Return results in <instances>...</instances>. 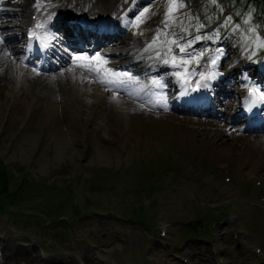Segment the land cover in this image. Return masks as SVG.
<instances>
[{"label": "rangeland", "instance_id": "374dc122", "mask_svg": "<svg viewBox=\"0 0 264 264\" xmlns=\"http://www.w3.org/2000/svg\"><path fill=\"white\" fill-rule=\"evenodd\" d=\"M80 1L84 4L86 0ZM136 1L122 0V4L134 19L132 23L123 21V29L125 42L131 34H137L138 42L130 51L139 49L143 51L141 57H148L147 62L142 65L148 71L146 74L143 75L145 72H141L137 66L127 69L121 66L123 64L115 63L113 58L102 54L99 55L101 59L96 65L99 75L95 81L89 73L88 79L78 69L72 71L67 65L63 69L50 71V68H37L34 64L24 63L29 71L41 75L36 85L32 86L27 85L29 79L26 81V78L31 77H19L13 82L11 76H8V91L5 90L0 95V159L15 175H23V167H26L29 177L42 183L40 187H52L40 192V196L26 201V205L39 207L44 204L49 208V203H55L53 210L61 207L63 215L75 220L73 202L79 203L84 209L86 199L90 196L89 198L94 199L97 204L99 200L102 202L100 208L104 215L95 213L94 217L81 216L73 226L76 231L70 233L71 235L65 230L55 228H46L43 233L36 232L33 225L19 229L11 217L1 216L0 264H5L3 253L16 255L17 264H26L25 258L29 260L28 264H36L37 260L43 259L49 260L47 264H80V258L84 259L86 264H110V258L119 260L121 264H136L138 261L140 264H167L168 256L173 250L188 256L194 262L202 261L205 264H220L221 261L232 264H263L264 260L256 257L252 250L245 252V249H240L245 253L238 252L237 247H247L241 239L234 240L231 232H237L242 220L248 219L243 222V226H246L250 233L251 238L248 237V240L252 239L251 244L262 245L264 248V189L259 190V195L250 196V187L253 191L254 186L246 179L253 182L263 180L264 167L253 168L238 162L237 157L244 150L238 142L233 145L234 148L225 150L228 154L222 160L224 145L221 144V139L215 138L219 136L213 125L177 123L165 116H156L161 110L155 106V99L159 93L156 92L166 86L167 77L170 78L171 89L177 91L173 94H178L174 102L183 97L182 90H177L173 85L178 84L176 80L189 71L192 64L204 63L205 66L210 61H215L216 69L225 72L233 60L242 57L244 72L240 76V73L237 74L233 87L231 85L230 88H225L228 96L219 100L223 97L221 94H218L219 98L213 93L210 95L212 108L214 109V104L219 108L214 109L216 112L227 110L226 99H231L233 92L239 89L245 91L247 84H257L260 81L257 77L260 74L257 72L261 69L256 63L260 62L264 70V55L260 56L258 53L249 58V53L252 38L257 36V29L264 19L256 17L252 8L241 19L236 15L233 18L235 23L227 17L225 22L219 25L223 26L218 32L213 33L214 25L221 23V17L224 14L232 16V13L221 14L217 11L218 4L211 0H145L137 4ZM2 2L5 0H0V3ZM88 4L81 12L88 11ZM114 8L115 4L111 10ZM141 13H144L142 17ZM4 14V28L8 24H13L16 28V23L20 26L21 20L25 19L22 15L12 18L7 16V12ZM169 15L171 18L166 19ZM224 17L222 18L225 19ZM165 23L169 25L167 28L164 27ZM226 30L229 31L228 34ZM157 32L166 35L157 39ZM176 32L178 34H175ZM196 32L201 33V39L191 43L187 53L176 56L175 44L170 41L176 39L184 46L186 42L197 37ZM186 34L190 37H183ZM16 45L21 49L23 42ZM1 47L3 45H0V68L14 60V67L17 69L16 65L22 64L24 54L18 52L11 58L9 52L3 53ZM121 47L122 45L110 50H119ZM258 51H264V47L258 48ZM68 52L72 60L84 55L79 53L76 57L75 52ZM1 54L7 58H3ZM129 56L132 54L129 53ZM165 57L179 58L187 63L180 70L181 73L167 71L161 78L148 80L154 71L149 67L155 65V69L160 70L168 64L165 59L161 60ZM48 73L55 75L46 79ZM235 74L236 72L233 73ZM187 76L188 74H184V78ZM260 84L264 85V82ZM215 86L216 89L221 84L216 83ZM47 90L49 94H46ZM24 96H28V111L22 113L20 101ZM237 96L239 98L241 95ZM45 100L50 101L49 105L47 102L43 105ZM167 100L164 96L163 103H167ZM63 102L68 103L72 113L76 111V120L64 122ZM50 106H57V110L59 106L58 117H52ZM151 108H155V111L149 110ZM79 109L89 112L90 117L86 122L80 118ZM172 111L184 115L176 109ZM172 111L166 109L163 113L172 114ZM231 114L235 113L232 111L228 116L231 117ZM185 116L194 117H180L187 118ZM204 118H207L208 122L217 121L225 125L220 118ZM138 121H142L146 129L138 126ZM240 126L234 122L231 129L244 135ZM222 137L232 147V139L226 134H222ZM79 151L83 154L82 159L76 155ZM245 151L250 154L249 159L254 160L261 155L260 151L264 152V148L246 145ZM225 169L231 170L229 176L232 178L237 174L234 183H224ZM159 174L163 176L160 177ZM216 174L220 176L216 177ZM183 177L187 178L186 183H180ZM96 181L102 186L90 195V186ZM67 182L76 187V198H72L67 190H64ZM151 183L152 190L157 193L147 199L151 195ZM11 187L16 188L17 185L12 184ZM232 193L235 196L230 198ZM48 194L49 196H46ZM154 198L157 204L155 207ZM143 202L146 203L145 211L148 212L147 221L152 218L158 222V219L162 218L161 220L169 224L170 239L166 246L158 242V233L153 235L145 222L135 220L129 215L131 211L128 210L132 209V206ZM224 203L228 204V214L239 212L241 219L232 227L227 221L228 214L220 217V222H216L214 226L218 234L213 236L214 220L207 217L202 231L207 238L213 236V241L194 236L198 233L193 235L190 231L180 228V225L189 221L193 223L198 217L207 215L208 208L214 209ZM114 210L121 216H117L118 220L106 215H112ZM50 213L54 215V212ZM151 227L155 229L156 226ZM144 235L150 236L148 249L144 245L147 242ZM55 239H63L65 242L62 245ZM120 248H123V251ZM33 254L36 259L32 257ZM89 254L91 259L87 260L85 257ZM120 259L127 260L128 263L121 262Z\"/></svg>", "mask_w": 264, "mask_h": 264}, {"label": "bare ground", "instance_id": "6f19581e", "mask_svg": "<svg viewBox=\"0 0 264 264\" xmlns=\"http://www.w3.org/2000/svg\"><path fill=\"white\" fill-rule=\"evenodd\" d=\"M53 1V0H52ZM55 3L52 4L53 5V12L54 14H58L59 16L61 15V12H66L68 10H71V6L69 1L70 0H54ZM90 1V0H88ZM87 1V2H88ZM117 1H121V0H94V2H96L98 5L97 7H95V11H98L99 15L101 16H106L110 13L111 8L114 6V4L116 5ZM30 3H28L25 0H5V4H1L0 9V18H3L4 13L6 12H11L13 13V17L15 16H21L24 15V8H28ZM11 8V9H10ZM74 11L76 10L75 8L73 9ZM9 13V14H11ZM7 14V15H9ZM30 18V17H29ZM21 36V33L15 29L11 27L9 28H2L1 24H0V45H3V49L4 52L7 53L9 52L11 58L12 55L14 54H18L19 49L18 48H12L10 50H7V48L5 47V45H8L12 42V40L14 39H18ZM118 41V44H122L123 40H122V35L119 36V39L116 40ZM109 54L114 58V61L117 63H120V61L124 58V56H126V53L124 52V50H113V51H109ZM62 62H65V64H68V59L66 57H62L61 58ZM14 60L12 63L7 64L5 66H3V68H0V95L3 94L2 92H4L5 90L8 91V83H6V80H8V76L10 75L12 78V81L15 82L17 79H19V77H25L26 75H24L25 72V66L22 65L21 63H19L18 65H16V68L14 67ZM70 62V61H69ZM85 61L83 59H80L77 63H76V67H73V69H70L72 71H74V68H77L80 70V72L82 74H84V72L87 71V67L84 64ZM71 64V63H70ZM243 64H244V60L242 57L235 59L234 61L231 62L230 66L228 67L229 72L227 74H219L217 75V79L220 78H226L229 80V76H230V72L237 70V72H239L242 68H243ZM15 70H17L15 72ZM16 73V74H14ZM30 75H33V73L29 72ZM50 74L46 75L45 77H50ZM5 81V82H4ZM39 81V77L34 74L31 78V86L32 85H36V83ZM236 83V77H232L230 84L234 85ZM15 84V83H14ZM222 89V88H221ZM48 91V90H47ZM43 92V91H42ZM128 94V92H127ZM165 97H169V94H164ZM237 94H233L232 95V99L227 100V106L228 109L230 111H235L237 110V108L240 106V104H244L245 107L247 106L246 103L238 102L237 99ZM27 103H28V96H24L22 97V101H20V104H22V113H25L26 110L28 111V107H27ZM64 104V122H72L75 119V116L77 117V113L74 110V113L71 112V108L68 105L67 102H63ZM44 105V103H43ZM51 105V104H50ZM166 106V107H165ZM175 107V105H173V108ZM163 110L168 109V105L166 103H164L162 105ZM42 109V107H41ZM163 110L160 114H155L156 116L159 117H166L168 120H172L174 122L177 123H188V124H199L200 126H202L203 124H207L208 126H212L215 127V131L217 133V136L219 137H215L217 139H221L222 141V145H224V147L222 148V152H221V159H225L226 155L228 153H225V150L228 148H234L233 145L237 142L241 144V146H243L244 150L241 151V153L238 155L237 157V161L240 163H244V164H248L249 166H252L253 168H260V167H264V152L260 151V154L258 156V158L251 160L249 159V155L246 151H245V147L246 145L248 147H255L258 149H263L264 148V136H253V135H249V134H240L238 130L236 131H232V127L228 126L229 124L227 123L228 121H231L233 118L231 117H227L226 115H222L220 117H222V119H224L227 123V125H221V123H214L213 121L208 122V119H203L201 117V119L195 120V118L192 119H184L181 118L175 114H169V113H163ZM63 111V110H62ZM60 110H59V106H58V110H57V106H50V114L52 115V117L56 116L58 117ZM81 113V115H80ZM207 113L210 114L212 117L217 116L216 113L214 112V110L212 109H208ZM75 114V115H74ZM78 114L80 115V118H82V120H85V122L87 121V119L90 117L88 116L89 112L84 109L83 111L81 109L78 110ZM230 129V130H229ZM107 134V131H106ZM222 134H226L228 135V137H230L233 141V143L231 144L232 147L229 145V143L227 141H225L224 137H222ZM74 135H77L76 133H74ZM240 146V145H239ZM251 152V150H250ZM231 153V152H230ZM103 154V153H102ZM78 156L79 159L83 158V154L79 151L76 154ZM78 161H77V165H78ZM263 177H264V172H263ZM264 182V179H263ZM4 259L6 260V262H9L11 264H13V262H16L18 257L16 255L13 254H5ZM32 257L34 259H36L35 255H32ZM87 260L91 259V254H89L88 256L85 257ZM73 261V258H72ZM46 262V261H45ZM45 262H43L42 260H37L36 264H44ZM28 264V263H27ZM47 264V262L45 263ZM202 264V263H201Z\"/></svg>", "mask_w": 264, "mask_h": 264}, {"label": "snow or ice", "instance_id": "6c2138e0", "mask_svg": "<svg viewBox=\"0 0 264 264\" xmlns=\"http://www.w3.org/2000/svg\"><path fill=\"white\" fill-rule=\"evenodd\" d=\"M182 6V5H181ZM145 11H147V9H145ZM171 11H172V6H170L169 7V13H171ZM144 15V13H141V17ZM171 17H170V15H169V17H167L166 19H170ZM140 19V17H138V20ZM169 25L167 24V23H165V25H164V27L165 28H167ZM37 27H42L41 25H37ZM33 35H35V33H33ZM161 35H166V33H161V32H157V39L161 36ZM173 36H175V34L173 33ZM199 39H201V37H199V36H197V37H195L194 38V40L193 41H190V42H186L185 43V45L184 46H181L180 45V43H179V41L178 40H176V39H172L171 41H170V43L171 44H175L177 47H178V49H179V52L180 53H187V49L189 48V47H191V43H193V42H195V40H199ZM155 40L153 41V44H155ZM167 42V41H166ZM149 47H152V45H149ZM169 52H171V49L169 48ZM77 59H82V58H77ZM166 63H167V61H165ZM173 64H175V57L173 58ZM181 63H187V61H183V60H181ZM89 70H91V69H89ZM117 75H126V74H117ZM201 79H203V77H201ZM121 83H123V81H121ZM153 83H158V81H153ZM258 90H253V92H252V95L253 96H255L256 95V92H257ZM261 100H264V93H261L260 94V97H259ZM254 103H255V101H253ZM166 107V106H165Z\"/></svg>", "mask_w": 264, "mask_h": 264}, {"label": "trees", "instance_id": "16d2710c", "mask_svg": "<svg viewBox=\"0 0 264 264\" xmlns=\"http://www.w3.org/2000/svg\"><path fill=\"white\" fill-rule=\"evenodd\" d=\"M230 1H231V3H234L232 0H230ZM234 1L236 2L237 5L241 4L240 3L241 1H239V0H234ZM249 1H254V0H249ZM236 4H234V5L236 6ZM251 5H254V3L250 2L249 6L251 7ZM12 177H14V173L10 169L5 168L3 166V164L0 165V192L1 193L7 192L8 187H9L10 183L12 182V181H10ZM22 184L24 186H28L29 180L25 179L24 183L22 182Z\"/></svg>", "mask_w": 264, "mask_h": 264}]
</instances>
